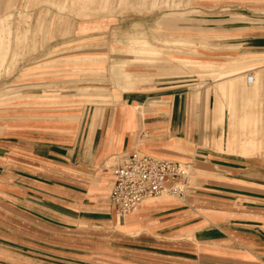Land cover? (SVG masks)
<instances>
[{
	"label": "crops",
	"instance_id": "obj_1",
	"mask_svg": "<svg viewBox=\"0 0 264 264\" xmlns=\"http://www.w3.org/2000/svg\"><path fill=\"white\" fill-rule=\"evenodd\" d=\"M243 4L215 14L212 28L264 52V1ZM181 81L127 87L83 131L47 121L10 129L0 139V195L22 231L101 264H264V156L223 148L221 98L204 97L212 113L199 115ZM136 151L189 165L190 176L181 198L147 200L121 218L108 200L113 170Z\"/></svg>",
	"mask_w": 264,
	"mask_h": 264
},
{
	"label": "rangeland",
	"instance_id": "obj_2",
	"mask_svg": "<svg viewBox=\"0 0 264 264\" xmlns=\"http://www.w3.org/2000/svg\"><path fill=\"white\" fill-rule=\"evenodd\" d=\"M97 1L101 7L69 2L63 9L62 0H0V37L7 47L0 51V139L43 121L83 131L91 115L98 123L99 109L127 87L182 80L199 115L212 113L203 109L204 97L221 98L219 129L229 133L233 155L264 156V52L232 46L212 28L215 14L247 0ZM131 43L156 50L126 52ZM2 196L0 264H101L99 256L37 242Z\"/></svg>",
	"mask_w": 264,
	"mask_h": 264
},
{
	"label": "built area",
	"instance_id": "obj_3",
	"mask_svg": "<svg viewBox=\"0 0 264 264\" xmlns=\"http://www.w3.org/2000/svg\"><path fill=\"white\" fill-rule=\"evenodd\" d=\"M113 174L108 200L123 218L147 200L161 196L181 198L190 169L179 161L136 151L114 166Z\"/></svg>",
	"mask_w": 264,
	"mask_h": 264
},
{
	"label": "bare ground",
	"instance_id": "obj_4",
	"mask_svg": "<svg viewBox=\"0 0 264 264\" xmlns=\"http://www.w3.org/2000/svg\"><path fill=\"white\" fill-rule=\"evenodd\" d=\"M15 1V0H14ZM43 1V0H42ZM62 1H64V3H62V4H59V6H60V8H63V7H65L69 2H74V4L75 3H77V2H80V3H82V4H84V5H88V4H92V3H98L99 5H100V7H101V4H100V2H98L97 0H62ZM97 1V2H96ZM155 1V0H154ZM13 2V1H12ZM11 2V3H12ZM35 2V1H34ZM45 2V1H44ZM60 2H61V0H60ZM44 4V3H43ZM51 5V4H50ZM54 5V4H53ZM77 6V5H76ZM104 5H102V7H103ZM67 7V6H66ZM74 7V6H73ZM27 9V8H26ZM63 9H65V8H63ZM11 32V31H10ZM9 32V33H10ZM5 43V41H4V39L2 38V36L0 37V51L2 52H5V51H7V47H6V43ZM138 46V43H131V44H129L124 50L126 51V52H130V53H134V52H153V51H155L156 49L154 48H152V47H149V45L148 44H143L142 46H140V47H137ZM9 49V48H8ZM129 59H133L132 57H130ZM139 59H142V58H139ZM130 62H135V60L133 61V60H130ZM236 73H238V72H235V73H227V74H220V76L221 77H223V76H230L231 74H236ZM254 79H255V77H252V81H254ZM245 83H249V76L248 77H245V81H243V84H245ZM254 83H255V81H254ZM245 89H246V87L244 86V91H245ZM244 91H243V96H244ZM246 99V98H245ZM225 115H227L226 114V112H225ZM244 117V115H242V118ZM228 118H229V115H228ZM230 118H232L231 117V115H230ZM230 120V119H229ZM227 130H224L223 131V134H222V147L224 148V147H228L229 145H230V137H229V133L227 132ZM140 207V206H139ZM153 209V208H152ZM142 211V210H141ZM132 227V226H131ZM130 227V228H131Z\"/></svg>",
	"mask_w": 264,
	"mask_h": 264
}]
</instances>
